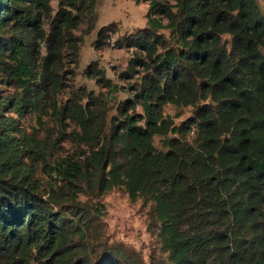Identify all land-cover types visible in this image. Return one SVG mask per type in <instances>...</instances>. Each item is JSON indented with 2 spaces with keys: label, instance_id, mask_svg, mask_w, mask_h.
Listing matches in <instances>:
<instances>
[{
  "label": "trees",
  "instance_id": "obj_1",
  "mask_svg": "<svg viewBox=\"0 0 264 264\" xmlns=\"http://www.w3.org/2000/svg\"><path fill=\"white\" fill-rule=\"evenodd\" d=\"M96 4L0 0V264H145L117 245L91 252L101 212L79 197L116 187L150 204L164 255L149 264H264V10L149 0L147 26L114 43L134 53L120 73L130 96L109 117L107 97L73 86L76 30L94 27ZM113 32L100 28L96 47ZM86 72L121 88L96 61ZM168 104L194 112L177 124ZM65 140L87 149L55 157Z\"/></svg>",
  "mask_w": 264,
  "mask_h": 264
},
{
  "label": "rangeland",
  "instance_id": "obj_2",
  "mask_svg": "<svg viewBox=\"0 0 264 264\" xmlns=\"http://www.w3.org/2000/svg\"><path fill=\"white\" fill-rule=\"evenodd\" d=\"M256 2L264 10V0H256ZM53 4L56 6V2ZM148 9L149 0H97L94 27L90 28L87 17L76 30V34L82 36L83 41L73 86L75 89L86 88L96 95L107 97L108 107H110L109 117L115 114L118 103L130 96L127 91L130 81L122 80L120 73L127 69L134 53V49H117L114 43L123 35L144 29L147 26ZM106 25H113L115 32L109 40L110 43L98 49L96 47L98 31ZM225 38L230 41L229 37ZM93 61H96L105 71L106 76L121 88L115 91L109 90L98 84L93 75H88L87 67ZM164 110L166 115L174 117L177 124L186 120L194 112L193 107L178 108L172 104L166 105ZM178 114L180 116H176ZM19 121L28 135L36 134L37 138L41 139L46 134L44 130L38 129L34 117L30 115L20 118ZM47 127L50 129L51 125ZM51 135L56 137L54 132ZM154 142L159 149H164L162 137L156 136ZM86 149V146L81 145L79 148L73 141L65 140L60 143L55 157L67 156L75 151ZM37 176L41 178L43 187L48 188L49 176L40 169L37 170ZM79 200L84 204L97 206L101 212L98 216L97 231L90 232L92 235L89 241L91 252H101L104 246L117 245L136 255L145 264H149L153 256L164 255L157 230L151 221L150 204L145 205L143 199L132 200L124 188L116 187L99 197L86 192L82 193ZM67 205V203L60 204L55 207V210L63 211Z\"/></svg>",
  "mask_w": 264,
  "mask_h": 264
}]
</instances>
